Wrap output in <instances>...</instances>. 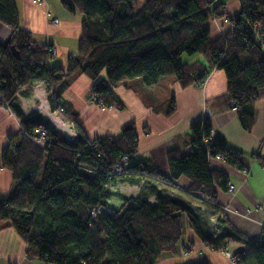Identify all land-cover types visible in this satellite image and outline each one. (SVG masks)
Returning <instances> with one entry per match:
<instances>
[{"label": "trees", "instance_id": "1", "mask_svg": "<svg viewBox=\"0 0 264 264\" xmlns=\"http://www.w3.org/2000/svg\"><path fill=\"white\" fill-rule=\"evenodd\" d=\"M61 1L71 12L77 7L83 14L78 54L69 58L67 69L49 67L54 54L22 28L16 1L0 0V23L11 29L8 40L0 41L1 103L7 102L17 116L21 113L14 103L16 95L36 83L50 91L53 110L64 107L67 112L61 96L76 69L92 80L90 94H100L106 106L121 107L113 97L114 87L126 79L140 77L149 87L163 76L174 75L183 87L196 85L210 70L201 61L181 62L180 56L187 53L202 54L210 69L224 70L228 100L242 127L252 128L254 102L264 95V0H241V10L231 16L220 13V6L212 10L213 0H73L75 7ZM213 15L227 18L230 24L228 31L214 39L208 26ZM174 110L172 97L165 112ZM34 121L21 120L22 130L11 135L9 145L0 151V169H11L15 181L13 193L0 197V229L14 226L29 250L46 264H156L164 251L176 249L185 220L208 245H244L239 264H264V234L248 240L216 204L217 188L227 189L229 183L210 158L227 153L226 161L246 167L217 138L209 149L203 146L212 126L209 119L191 126V149L169 151L170 176L163 178L190 180L185 196L218 212L226 226L216 238L202 228L191 203L179 195L169 197L163 190L155 191V203L137 198L136 204L122 205L113 214L90 217L91 207L108 202V187L117 179L133 182L147 174L161 175L137 158L134 123L126 124L119 137L104 138L97 150L89 147L82 131L73 142L51 131V147L44 151L27 138ZM122 155L130 158L123 163L124 173L109 179L108 172L122 161ZM84 166L96 173L82 172ZM187 264L211 263L204 259Z\"/></svg>", "mask_w": 264, "mask_h": 264}, {"label": "crops", "instance_id": "2", "mask_svg": "<svg viewBox=\"0 0 264 264\" xmlns=\"http://www.w3.org/2000/svg\"><path fill=\"white\" fill-rule=\"evenodd\" d=\"M22 28L31 31L39 46L57 49L48 61L49 67L67 69L69 58L78 54V40L82 33L83 14L74 6L68 10L61 0H15ZM220 6L219 12L234 15L241 10V0H213L210 8ZM58 18V22L54 19ZM212 39L229 30L223 18L208 22ZM11 29L0 23V41H7ZM183 63L201 61L210 73L202 86L183 87L174 75L163 76L152 86H145L140 77L120 81L114 87V99L121 107L102 109L90 101L92 80L79 69L70 73V83L61 96L69 109H52L50 91L43 83L23 87L16 95L15 105L21 116L1 103L0 95V151L10 143L9 137L22 130L21 120L32 119L47 123L54 132L70 135L80 132L87 138H117L122 128L134 123L138 134L137 158L144 159L146 167L161 175L137 177L129 182L117 179L108 187V202L115 209L129 199L147 198L156 202L157 190L167 196L171 191H185L190 180L182 176L173 182L170 176L168 153L170 150L188 151L193 133L191 126L209 119L216 138L246 167L247 172L226 160H211L213 166L224 172L234 190L217 188L216 204L227 206L229 224L248 240L260 239L264 234V95L254 102V123L250 130L242 127L237 111L228 100L226 74L223 69L207 65L202 54L183 59ZM106 76H104L105 78ZM29 91L28 94L23 91ZM174 97L175 110L166 114L169 100ZM115 100V101H116ZM60 116V117H58ZM67 139V137H62ZM164 177V178H163ZM15 189L13 172L0 169V197H9ZM238 245L231 243L233 250ZM211 264H233L220 247L206 244L184 221V234L174 251H164L156 264H187L201 260ZM0 264H46L30 251L25 239L14 226L0 229Z\"/></svg>", "mask_w": 264, "mask_h": 264}, {"label": "built area", "instance_id": "3", "mask_svg": "<svg viewBox=\"0 0 264 264\" xmlns=\"http://www.w3.org/2000/svg\"><path fill=\"white\" fill-rule=\"evenodd\" d=\"M212 18L215 19L216 16L213 15ZM224 21L228 22V19L224 18ZM54 22H58V18H55ZM231 26L233 27L234 25L231 24ZM48 51L50 53H52V54H56L57 53V49L55 47H53V46H48ZM205 82H206V77L198 80L196 82V85L197 86H202V85L205 84ZM90 101L92 103H95L96 105H98L102 109H113L114 108V105L106 106L104 104V99H103V97L100 94H90ZM3 105L5 107H9L7 102H5ZM59 110L61 112H65V108L64 107H61ZM51 131L53 132L54 129H52L47 123H45L43 121H36L33 130L31 132L27 133V138L35 146L43 149L44 151H47L51 147V143L53 141V138L50 135ZM55 134L58 137L66 136L67 140L71 141V142L75 141L77 139L78 135H79V133L77 131H73V133H71L70 135H67V134L63 135V134H60V132L59 133L55 132ZM215 138H216V136H215V133H214V129L211 126L209 128V134L203 138V146L209 149V146L213 144ZM103 139L104 138H101V137L89 138L88 139V145H89L90 148H94L95 150H97L101 146ZM188 149H191V145L188 146ZM226 154H215L210 159L211 160H225ZM121 158H122V161L118 162L114 166V169L112 171L108 172V178L109 179H111L115 175H122L124 173L123 163L124 162H128L130 160V158H129L128 155H122ZM80 170L82 172H88L90 174H95L96 173L95 170L86 168L85 166L84 167H80ZM243 171L247 172V169L244 168ZM220 181H222V179H220ZM228 190L229 191H233L234 190V185L228 184ZM114 210H115V208L109 202L99 203V204L91 207L90 217L92 219H94L97 216H99L101 213L113 214ZM222 210H223L224 213H226V207L222 206ZM221 250L232 261L233 264H239L240 263V261H241L240 256L233 254L232 249H231L229 244L223 245L221 247Z\"/></svg>", "mask_w": 264, "mask_h": 264}, {"label": "rangeland", "instance_id": "4", "mask_svg": "<svg viewBox=\"0 0 264 264\" xmlns=\"http://www.w3.org/2000/svg\"><path fill=\"white\" fill-rule=\"evenodd\" d=\"M34 2H41L42 0H33ZM196 55V54H193ZM193 55H189L187 53H184L180 56V60L181 62H184L183 59L187 58V57H191ZM117 106H114L113 109H117ZM60 117V116H58ZM80 133V132H78ZM64 135V134H63ZM66 137V136H64ZM42 175H43V170L41 169L39 174H38V178H37V183L39 184L41 182L42 179ZM150 174L145 175L144 177L149 176ZM173 193L172 197L175 195H179L183 201L187 202V203H191L193 208L196 211V214H198L200 221H202L203 223V227L204 230L208 233V234H212L214 235V238L217 237L218 234L222 233L223 230L225 229V225L223 227L220 218L221 216L219 215V213H215V211H213L212 209L208 208L206 205H203L197 201H192L190 198H187L185 196V194L183 193V191H179L177 190L175 191H171ZM136 204L137 200L135 201L134 199H129L124 205H129V204ZM226 207V211H227V206ZM87 212V209H86ZM219 215V216H218ZM222 215H225V213H222Z\"/></svg>", "mask_w": 264, "mask_h": 264}, {"label": "water", "instance_id": "5", "mask_svg": "<svg viewBox=\"0 0 264 264\" xmlns=\"http://www.w3.org/2000/svg\"><path fill=\"white\" fill-rule=\"evenodd\" d=\"M13 49H14V53H15V55L18 56V52H17V50H15V47H13ZM244 250H245V246H244V245H238L237 247H235V248L232 250V252H233V254H235V255H239L240 253L244 252Z\"/></svg>", "mask_w": 264, "mask_h": 264}]
</instances>
